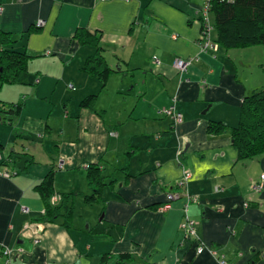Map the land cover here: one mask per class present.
<instances>
[{"label":"crops","instance_id":"0c3cea01","mask_svg":"<svg viewBox=\"0 0 264 264\" xmlns=\"http://www.w3.org/2000/svg\"><path fill=\"white\" fill-rule=\"evenodd\" d=\"M202 4L0 0V32L31 57L19 82L0 88L2 103L19 105L15 115H0V250L13 251L9 264H264V182L260 192L252 191L264 175V154L237 160L230 131H206L211 121L235 127L234 111L239 114L254 86L238 73V49L198 45ZM209 19L213 25L210 13ZM40 20L44 24L36 26ZM79 29L99 37L113 71L104 88L81 71L95 48L75 38ZM212 38L216 42L214 30ZM176 58L191 60L185 73L173 68ZM113 83L116 96L130 94V106L111 108L116 113L95 102ZM59 84L69 91L81 86L78 98L53 101L52 87ZM91 95L92 105L80 106ZM171 105L182 115L179 124L160 113ZM17 155L31 159L22 172ZM184 169L191 177L180 189ZM92 172L104 186L87 204L84 197L96 186ZM49 174L59 196L49 204L58 207L62 195L71 194L70 216L62 208L58 218L45 217L35 186ZM175 191L196 201L184 212L181 196L162 211L166 194ZM185 214L214 256L196 254V241L181 229ZM0 264H6L1 254Z\"/></svg>","mask_w":264,"mask_h":264},{"label":"trees","instance_id":"16d2710c","mask_svg":"<svg viewBox=\"0 0 264 264\" xmlns=\"http://www.w3.org/2000/svg\"><path fill=\"white\" fill-rule=\"evenodd\" d=\"M209 11L213 19L215 41L222 49L227 51L256 45L264 47V0H210ZM75 38L82 45L95 48V52L85 59L81 71L96 77L100 87L104 88L113 71L102 56L98 35H91L79 29L75 32ZM13 44L14 39L11 34L0 32V88L19 82L31 58L25 52L14 50ZM94 99V95L88 96L80 102V106L89 107ZM18 108L19 105H6L0 101L2 116H13ZM227 129L225 123L211 121L206 131L208 134L217 135L226 132ZM229 131L232 146L237 151V160H249L264 154V86L252 90L243 98L238 123ZM89 168L97 173L95 167L89 166ZM89 176H92L96 186L94 184L93 194L84 197L87 204L100 198V186H104L101 177H97L93 172ZM89 185H93L91 179ZM35 190L45 201L44 215L47 219L58 218L60 210L67 209L66 202L71 194L62 195V203L58 207L49 204V199L54 194L52 175H47L35 186ZM67 216H70L68 209ZM105 258L104 256L103 259ZM125 258L124 255L119 257V259ZM116 264H120L119 261Z\"/></svg>","mask_w":264,"mask_h":264},{"label":"built area","instance_id":"2783aa9c","mask_svg":"<svg viewBox=\"0 0 264 264\" xmlns=\"http://www.w3.org/2000/svg\"><path fill=\"white\" fill-rule=\"evenodd\" d=\"M98 1H106V0H98ZM203 4L202 7L199 11V15L201 18V23H202V29L199 35V43L198 45L200 46V48L205 51V50H212V51H216L217 50V43L213 41L212 38V32L214 30L213 25L210 22L209 19V3L210 0H202ZM44 23L43 21H38L36 23V26H42ZM49 54V53H47ZM152 63L155 66H158L160 64V61L154 57L152 60ZM191 64V60L189 59H181V58H176L173 61V68L180 74H183L186 72V70L188 69L189 65ZM160 113L162 115H164L167 118H170L172 120V122L174 124H179L182 121V115L178 112L175 111L174 107L171 105L167 108H162L160 110ZM112 135H115L112 134ZM85 168H88V165H84ZM61 169L62 168V164L58 163L57 167ZM2 176L5 178H10V172L5 171L2 173ZM191 177V173L188 169H184L182 171V176L181 179L179 180L177 186L178 188H183L188 180ZM263 182H264V175H261L258 182L254 183L252 185V191L254 193H258L261 191L262 186H263ZM216 191H220V188H216ZM181 196H184L186 198V203L184 205V212L187 211V206H188V202L189 201H196V199H191L187 193L183 192V191H175V192H169L166 194V201L165 203L161 206V210L165 211L167 209L170 208V204L171 202L180 199ZM57 200H59V196L52 195L51 197V201L52 202H56ZM21 210L23 213H28L29 210L27 207H21ZM196 222L194 220H192L187 214H185L184 218H183V222L181 224V229L186 237V239H193L194 241H196V254L200 255L204 252L209 253L211 256H214L215 253L211 248H207L206 246H204L200 240L198 239L197 233H196ZM0 254L5 258V263L9 264L10 260L12 258L13 255V251L8 248V247H2V249L0 250ZM218 264H227L226 261L224 260H219Z\"/></svg>","mask_w":264,"mask_h":264},{"label":"rangeland","instance_id":"374dc122","mask_svg":"<svg viewBox=\"0 0 264 264\" xmlns=\"http://www.w3.org/2000/svg\"><path fill=\"white\" fill-rule=\"evenodd\" d=\"M235 55L236 57L234 58L236 59L235 61L240 77L246 75L247 78L246 80H248V83L253 84L254 89L264 86V81L261 82L259 81L260 76L262 77V75H264V47L256 45L253 47H249L247 49H238ZM79 87L81 88V86H76L75 91H69L64 87V85L63 86L60 84L53 85L52 87L53 101L57 100L58 98L67 99L68 97L77 99L80 91ZM117 88H118V84L116 83L109 84V86L107 84L106 91L103 92L101 95H98L95 101L97 102V106H99V108L100 106L103 108H107L109 112L111 108L118 109L119 106L122 109H127V106H130L129 105L130 94L126 93V97H123L122 95L116 96L114 92L115 90L117 91ZM127 88L128 86L126 87V89ZM121 93L123 94V92H120V94ZM121 99H123L124 101H122ZM117 109H114L110 113H116ZM121 113L123 114V112ZM234 113L235 114L233 116V122L234 124H237L239 114H237L238 113L237 110H235ZM225 124L228 126V129L226 131H229L232 127H230V125H228L227 123Z\"/></svg>","mask_w":264,"mask_h":264},{"label":"water","instance_id":"95a60500","mask_svg":"<svg viewBox=\"0 0 264 264\" xmlns=\"http://www.w3.org/2000/svg\"><path fill=\"white\" fill-rule=\"evenodd\" d=\"M15 159H17L18 161L15 162V166L18 169V171L22 172L25 168V164L30 162L31 159L25 156H15Z\"/></svg>","mask_w":264,"mask_h":264}]
</instances>
